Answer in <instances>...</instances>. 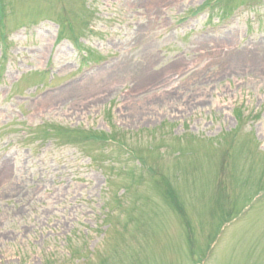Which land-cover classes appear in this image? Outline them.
I'll return each instance as SVG.
<instances>
[{
	"label": "rangeland",
	"instance_id": "obj_1",
	"mask_svg": "<svg viewBox=\"0 0 264 264\" xmlns=\"http://www.w3.org/2000/svg\"><path fill=\"white\" fill-rule=\"evenodd\" d=\"M0 264H264V0H0Z\"/></svg>",
	"mask_w": 264,
	"mask_h": 264
},
{
	"label": "bare ground",
	"instance_id": "obj_2",
	"mask_svg": "<svg viewBox=\"0 0 264 264\" xmlns=\"http://www.w3.org/2000/svg\"><path fill=\"white\" fill-rule=\"evenodd\" d=\"M75 88V87H74ZM79 89V88H78ZM73 91L75 92V91H77V88H75V90L73 89ZM51 98H53V97H51Z\"/></svg>",
	"mask_w": 264,
	"mask_h": 264
}]
</instances>
